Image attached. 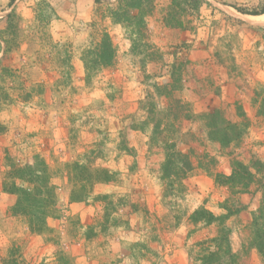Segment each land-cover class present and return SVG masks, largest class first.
Segmentation results:
<instances>
[{
    "label": "rangeland",
    "instance_id": "obj_1",
    "mask_svg": "<svg viewBox=\"0 0 264 264\" xmlns=\"http://www.w3.org/2000/svg\"><path fill=\"white\" fill-rule=\"evenodd\" d=\"M42 1L55 17L40 12ZM117 1L0 0V86L12 99L0 107V264H198V243L217 234L214 223L190 222L201 207L238 210L227 221L232 251L238 264H261L250 246L261 194L222 177H264V14L236 10L259 11L264 0H205L197 14L153 0L144 37L114 23ZM11 13L21 28L5 36ZM104 31L114 61L86 77L83 61ZM4 37L16 42L7 53ZM214 111L240 140L210 139L203 115ZM36 155L54 174L58 205L41 234L4 189L10 166ZM183 161L191 170L182 177ZM90 166L111 180L71 201L66 175Z\"/></svg>",
    "mask_w": 264,
    "mask_h": 264
},
{
    "label": "trees",
    "instance_id": "obj_2",
    "mask_svg": "<svg viewBox=\"0 0 264 264\" xmlns=\"http://www.w3.org/2000/svg\"><path fill=\"white\" fill-rule=\"evenodd\" d=\"M9 1L11 2L13 0ZM92 1L94 3H99L101 1L106 2L107 0ZM173 1L174 4L185 7L188 11H193L196 14L203 5L209 6L208 2L205 0ZM152 4L153 0H118L116 7L117 10L113 11V21L115 24L121 25L124 29L132 28L137 32L138 36L144 37L145 18L151 13ZM38 7V9L41 10L40 12L44 13L46 16H56L54 9L49 3L42 1V4H39ZM236 10L242 14L259 16L264 14V5L261 6L259 11L246 12L241 9ZM118 11H121V14ZM15 17L16 15L14 13L7 16L5 31H3L5 36L12 34V29L15 30L16 27L21 28L20 25H14V21H18L20 24V20L14 19ZM3 39V43L5 45L3 53H7L16 45V42L13 40H7L5 37ZM133 43L134 42L132 41V44ZM135 47L136 45H134V48ZM89 55L91 57H89ZM89 55L83 61L86 77L100 68H106L112 65L115 58V48L113 47L107 32H103L101 41L96 43L93 50L89 51ZM3 70L4 69H2V72L5 73L6 70ZM3 101L10 102L12 99L7 94L6 90L0 86V107L1 104H3ZM261 105L264 115V97L261 101ZM218 115V111L203 115V117L209 121L210 139L217 141L222 146H228V144L233 142V140H240L242 133H240V130H237L236 125L224 122V120H222ZM4 131V127L0 123V134ZM120 144L126 153L130 154L129 152H132V149L127 147L128 145L126 144L125 137L122 138ZM173 147L174 144L170 145V153H166L165 156V162L163 165V173L165 176H169L171 172L170 167L174 162ZM177 156L182 157L183 155L177 153ZM240 166L241 169H247L244 165ZM182 170L183 177L185 172H190V164L188 165L187 163L185 165V162L183 161L181 169L177 171L182 172ZM81 171L82 169H79L78 173L66 175L69 183L68 185L71 189V201H84L92 193L94 185L106 183L111 180L109 171L106 169L90 166L87 168V171L84 169V175ZM255 171L259 172L260 170L256 168ZM247 174V178H244L241 173L234 169L230 176L222 177V183L235 188L239 187L240 189H246L250 186V184H255L257 186V191L260 192L261 198L257 212L252 214L250 246L255 249L260 263L264 264V177L262 176L256 179L254 177L255 174H251L250 172ZM7 175L6 178L8 183H4V189H7L9 193L16 196V202L13 207L14 214L21 215L26 218L30 232L36 234L48 232L49 227L47 225V219L57 214L58 205L56 186L52 183L54 174L49 172L48 165L45 160L36 155L33 158L32 164H26L24 166L12 164L10 166V170L7 172ZM16 180L23 183L24 186L16 185ZM224 210H226V213L214 215L212 212L201 207L189 215V220L192 224L204 223L205 225H210L214 223L217 225V234L214 237L205 239L198 243L202 249V253L198 257L199 259L196 260L199 262L198 264H238L236 255L233 253L231 248V230L227 226V221L232 215L237 214L239 211H231L226 208H224ZM194 264L197 263L195 262Z\"/></svg>",
    "mask_w": 264,
    "mask_h": 264
},
{
    "label": "crops",
    "instance_id": "obj_3",
    "mask_svg": "<svg viewBox=\"0 0 264 264\" xmlns=\"http://www.w3.org/2000/svg\"><path fill=\"white\" fill-rule=\"evenodd\" d=\"M89 1H91V2H92V0H89Z\"/></svg>",
    "mask_w": 264,
    "mask_h": 264
}]
</instances>
